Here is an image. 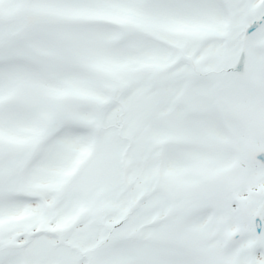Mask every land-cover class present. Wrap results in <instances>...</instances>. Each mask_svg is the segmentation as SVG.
<instances>
[{
  "label": "snow or ice",
  "instance_id": "6c2138e0",
  "mask_svg": "<svg viewBox=\"0 0 264 264\" xmlns=\"http://www.w3.org/2000/svg\"><path fill=\"white\" fill-rule=\"evenodd\" d=\"M0 264H264V0H0Z\"/></svg>",
  "mask_w": 264,
  "mask_h": 264
}]
</instances>
